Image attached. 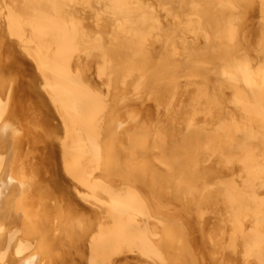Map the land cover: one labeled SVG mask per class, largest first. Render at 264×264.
Masks as SVG:
<instances>
[{"label": "bare ground", "instance_id": "6f19581e", "mask_svg": "<svg viewBox=\"0 0 264 264\" xmlns=\"http://www.w3.org/2000/svg\"><path fill=\"white\" fill-rule=\"evenodd\" d=\"M0 264H264V0H0Z\"/></svg>", "mask_w": 264, "mask_h": 264}]
</instances>
